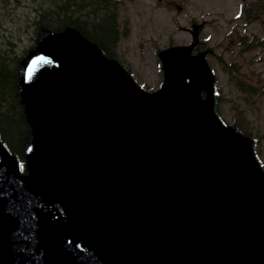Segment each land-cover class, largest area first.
Instances as JSON below:
<instances>
[{"label": "water", "instance_id": "water-1", "mask_svg": "<svg viewBox=\"0 0 264 264\" xmlns=\"http://www.w3.org/2000/svg\"><path fill=\"white\" fill-rule=\"evenodd\" d=\"M189 51L159 53L149 94L76 29L38 34L25 174L0 143V264H264V173Z\"/></svg>", "mask_w": 264, "mask_h": 264}, {"label": "rangeland", "instance_id": "rangeland-1", "mask_svg": "<svg viewBox=\"0 0 264 264\" xmlns=\"http://www.w3.org/2000/svg\"><path fill=\"white\" fill-rule=\"evenodd\" d=\"M174 4L184 7L182 13L177 14L173 11L170 16L174 22L170 28L175 39H182L183 34L177 33L176 23L187 24L189 20H196L203 23L202 39L204 47L211 49L212 53L221 57L210 59L212 68L217 72L216 94V111L219 114L223 124L230 126L232 120L242 123L245 119L242 129L248 136L254 140V149L256 150V159L264 171V88L261 95H253L250 98H244L241 91L237 89V75L244 78V74L254 73V82L264 85V47L255 46L251 51L245 52L238 56L239 48L235 45V31L241 32V35L251 36V39L259 41L264 39V7L259 14V18L251 23H245L244 18L240 17L242 5L258 3L264 0H173ZM166 0H134L131 4L126 3L125 8L128 10V16L134 14L146 24L137 26V32L143 34V39L149 32H161L163 39L156 43V46L165 45V32L168 25V11L163 7ZM259 12V13H260ZM149 22V23H148ZM149 25V26H147ZM191 40V36H188ZM145 40L143 41L145 43ZM146 44V43H145ZM142 47H145L146 45ZM255 46V47H254ZM153 51V49H152ZM144 55L139 61L130 65L131 75L134 81L150 90H155L162 84V72L158 62L153 58V53L149 49H137V53ZM235 63L237 75L230 79L228 73L223 67L228 69V64ZM227 63V64H225Z\"/></svg>", "mask_w": 264, "mask_h": 264}, {"label": "trees", "instance_id": "trees-1", "mask_svg": "<svg viewBox=\"0 0 264 264\" xmlns=\"http://www.w3.org/2000/svg\"><path fill=\"white\" fill-rule=\"evenodd\" d=\"M263 7L262 1L245 4L242 12L255 21L263 13L260 12ZM67 28L77 29L89 40L85 29L103 41L113 34L103 0H0V141L15 156L22 172L25 171L23 144L30 127L17 94L18 74L23 60L36 47L40 31ZM100 43L97 39L98 47L107 56ZM230 68L228 65L229 73ZM232 126L245 133L239 126Z\"/></svg>", "mask_w": 264, "mask_h": 264}, {"label": "flooded vegetation", "instance_id": "flooded-vegetation-1", "mask_svg": "<svg viewBox=\"0 0 264 264\" xmlns=\"http://www.w3.org/2000/svg\"><path fill=\"white\" fill-rule=\"evenodd\" d=\"M105 5V11L110 17V22L112 25V37L108 40L103 41L102 39L95 38L90 31L87 29L86 32L92 41L97 44L102 45L105 49L106 55L115 61H117L121 66L124 67L128 72H131L130 65L136 61L144 58V55L141 53H137V49H149L154 51V54L157 57V54L160 50L169 48L172 46H191L196 39V44L191 46V54L195 55L199 52H203L206 59H211L210 57L217 56L215 53L211 52V55H207V49L204 47V41L202 39V31H203V23L198 22L196 20H189L187 24L176 23V31L177 33L183 34V38L178 40L175 39L172 35V31L170 30L174 19L170 16V13L173 11L177 12V14L182 13L184 7L181 5L174 4L173 0H166L163 7L168 11V25L167 31L165 32V45L162 47L156 46L160 40H164L161 32L153 33L149 32L146 40L143 39V34L137 32V26L146 24L144 21L140 20L135 14L133 16H128V10L125 8V4H131L134 0H103ZM77 5L75 4V7ZM91 13V12H90ZM149 23V22H148ZM149 26V25H147ZM86 28V27H85ZM235 35V43L242 44V39L244 38L245 44H250L251 36L241 35V32L238 30L234 32ZM191 36V40L188 39V36ZM145 40V43L143 42ZM103 42V43H102ZM97 44V45H98ZM145 47H142L143 45ZM158 60V57H157ZM159 61V60H158Z\"/></svg>", "mask_w": 264, "mask_h": 264}]
</instances>
